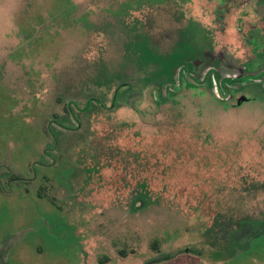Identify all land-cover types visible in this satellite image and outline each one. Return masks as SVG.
Wrapping results in <instances>:
<instances>
[{
    "label": "rangeland",
    "instance_id": "obj_1",
    "mask_svg": "<svg viewBox=\"0 0 264 264\" xmlns=\"http://www.w3.org/2000/svg\"><path fill=\"white\" fill-rule=\"evenodd\" d=\"M263 10L0 0V264H264V89L199 73L254 57Z\"/></svg>",
    "mask_w": 264,
    "mask_h": 264
},
{
    "label": "flooded vegetation",
    "instance_id": "obj_2",
    "mask_svg": "<svg viewBox=\"0 0 264 264\" xmlns=\"http://www.w3.org/2000/svg\"><path fill=\"white\" fill-rule=\"evenodd\" d=\"M264 11V10H263ZM262 18L264 19V14L261 15ZM255 42L257 43H261L263 44V48H261L260 51H258L256 53V55H254V57H251L249 60H247L243 65H230V62L232 61H236L239 60V57H236L235 54L233 53H229L227 54L226 51V55L225 57H222V55H216L213 59H212V63L210 64H202L200 67L201 69H199V73L201 72H205V71H212L216 77V81H217V85L219 84L220 89H219V94L221 95L222 99L227 97V93L225 91V88H227L226 84H224V81H226L227 79L229 81H233L235 83V81H238V84H233L230 85L232 87H234L235 85H237V87L241 86V85H247V84H260V88L264 89V37H259V38H255L254 39ZM231 59L229 60V62H226V64L223 63L224 59ZM233 58H235L236 60H234ZM188 61L190 62V60L188 59ZM237 62V61H236ZM232 64V63H231ZM193 64L191 63L190 67H192ZM233 66V67H232ZM190 73L189 76L194 75L192 68H190ZM184 70L185 75H187L188 70L185 69L184 67H179L178 68V72L180 73V71ZM227 71H234L236 73V75L234 77H230V76H226V77H221V75L224 72ZM197 73V72H196ZM198 73V74H199ZM251 76V78H250ZM242 78V79H239ZM239 79V80H237ZM227 83V81H226ZM224 91V93L222 92ZM230 94V93H229ZM45 165H47L48 163H44ZM53 164V161H52ZM23 179V178H22ZM48 179V177H47Z\"/></svg>",
    "mask_w": 264,
    "mask_h": 264
},
{
    "label": "trees",
    "instance_id": "obj_3",
    "mask_svg": "<svg viewBox=\"0 0 264 264\" xmlns=\"http://www.w3.org/2000/svg\"><path fill=\"white\" fill-rule=\"evenodd\" d=\"M184 49H186V48H184L183 45H181L178 52L173 53V55L170 54V55H168L166 57H163V59H162L163 64H162V68H161L162 70L159 73H156L152 77H151V75H147V81L148 82H150V81L154 82L155 85H157L156 89H158V91L161 92L163 88H168V86L170 84L176 82V80L178 82H180V81H182V79H185V76H186L185 72H184V70H182L179 73L178 72V68L179 67L182 66L185 69L191 70L190 69L191 68L190 67L191 63L188 61V59H187L188 56L185 53ZM190 56L191 55H189V57ZM129 73H130V71H129ZM177 73H179V75H180L179 78H177ZM130 80L133 81L134 79H130ZM203 82H205V81L203 80ZM121 86H123V85H121ZM118 87H120V85ZM156 89L154 88V90H156ZM114 102L115 101H114V98H113V103ZM255 184L263 185L264 182H256ZM144 187H145V184L144 183L141 184V188H144ZM143 191L145 192V189ZM143 191H142V189H140L137 192V195L143 193ZM133 203H135V202H133ZM261 222H264V220L262 219ZM252 224H255L254 227L259 226L258 223L251 222L250 224L246 225V228L252 229ZM249 225H250L251 228L248 227Z\"/></svg>",
    "mask_w": 264,
    "mask_h": 264
},
{
    "label": "water",
    "instance_id": "obj_4",
    "mask_svg": "<svg viewBox=\"0 0 264 264\" xmlns=\"http://www.w3.org/2000/svg\"><path fill=\"white\" fill-rule=\"evenodd\" d=\"M239 103H240L239 100H235V101L231 102V104H232V105H235V106H238ZM186 250H187V249H186Z\"/></svg>",
    "mask_w": 264,
    "mask_h": 264
}]
</instances>
